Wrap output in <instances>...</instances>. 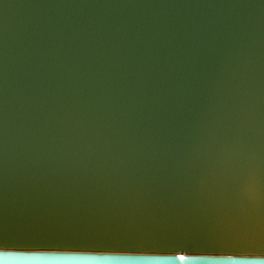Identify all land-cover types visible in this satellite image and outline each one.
<instances>
[{
  "label": "water",
  "instance_id": "obj_1",
  "mask_svg": "<svg viewBox=\"0 0 264 264\" xmlns=\"http://www.w3.org/2000/svg\"><path fill=\"white\" fill-rule=\"evenodd\" d=\"M253 165L264 0H0V247L260 254Z\"/></svg>",
  "mask_w": 264,
  "mask_h": 264
},
{
  "label": "clouds",
  "instance_id": "obj_2",
  "mask_svg": "<svg viewBox=\"0 0 264 264\" xmlns=\"http://www.w3.org/2000/svg\"><path fill=\"white\" fill-rule=\"evenodd\" d=\"M7 201L10 187L6 185ZM236 194L242 204L252 212L264 211V173L250 166L240 179ZM79 247V246H74ZM183 259L171 254L123 255L98 251L45 250L43 248L0 247V264H264V257L254 253L251 258H202L197 254L181 253Z\"/></svg>",
  "mask_w": 264,
  "mask_h": 264
},
{
  "label": "snow or ice",
  "instance_id": "obj_3",
  "mask_svg": "<svg viewBox=\"0 0 264 264\" xmlns=\"http://www.w3.org/2000/svg\"><path fill=\"white\" fill-rule=\"evenodd\" d=\"M194 250H190L189 247H180L177 246L175 248L171 249L172 253H175L173 255L177 259H183L184 257L181 256V253H199L197 255L201 256L202 258H207L209 256L211 257H217V258H224V259H232V258H239V259H246L251 258L252 255L256 252L252 251H245L240 249H196L192 248ZM100 253H105L106 251H98ZM260 252V250L258 251ZM109 253L113 254H123V255H145V254H157V253H133V252H111ZM211 253V254H208ZM260 255L264 257V252H261Z\"/></svg>",
  "mask_w": 264,
  "mask_h": 264
}]
</instances>
